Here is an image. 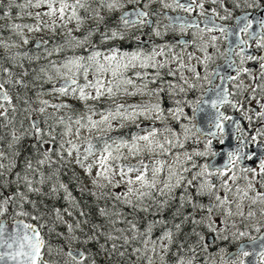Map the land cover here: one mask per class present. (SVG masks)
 I'll list each match as a JSON object with an SVG mask.
<instances>
[{
    "label": "snow or ice",
    "instance_id": "obj_1",
    "mask_svg": "<svg viewBox=\"0 0 264 264\" xmlns=\"http://www.w3.org/2000/svg\"><path fill=\"white\" fill-rule=\"evenodd\" d=\"M232 3L241 15L234 16L224 0H8L7 11L0 6L4 21L0 23V129H10L11 137L9 153L0 149V264H97L101 252L116 264H195L198 248H208L201 243L205 237L197 227L236 246L233 252L220 249L219 264H264V127H255L250 134L240 119L217 111L202 130V136L208 137L204 150L189 152L185 148L189 126H181V138L168 124V115L176 121L184 116L183 101L176 100V107L166 115L160 99L136 100L186 94L206 85L209 98L202 95L196 101L194 114L203 111L201 105L218 109L231 104L249 125L254 118L264 122V56L249 54L253 45L264 51V18L245 10L260 8L264 0ZM157 4L163 11L157 10ZM206 4L219 5L225 15ZM105 8L125 11L118 17V27L101 32L97 44L93 37L105 22L101 15ZM161 17L168 21L166 32L179 33L175 42L156 44L151 39L166 35L160 31ZM89 19L97 26L81 31ZM225 20L233 23H218ZM136 32L149 35V40L142 42ZM44 33L48 35H40ZM28 34L38 38L30 39ZM113 41H134L135 48L100 46ZM22 46H29L28 50L19 51ZM221 58L223 64L210 68ZM248 62L256 63L257 71L245 67ZM233 81L235 95L247 94L243 100L229 99L233 93L225 85ZM229 120L235 129L231 143L233 133L227 132L225 123ZM145 121L151 123L145 126ZM156 121L163 127L155 126ZM131 125L137 131L125 134L122 130ZM25 139L32 141V153L24 156L21 166L17 146ZM213 140L222 146L219 150H214ZM209 156L216 159L202 164L195 159ZM73 161L90 179L95 189L90 195L105 201V206L97 205L98 222L65 219L73 217L72 209H79L59 179ZM190 188L207 203L194 202ZM178 189L182 194L175 215L180 216L186 205L194 213L172 227L154 219L142 228L139 214L166 208L177 199ZM61 191L68 203L63 209L52 206L42 211L32 199ZM78 215L86 217L83 210ZM45 216L52 227L42 223ZM183 223L193 225L196 244H177ZM56 225L66 226L67 235L56 231ZM45 227L49 237L55 235L64 244L46 239ZM158 227L162 231L155 235ZM73 241L84 247H73ZM88 245H96L97 251ZM210 264H217L216 259Z\"/></svg>",
    "mask_w": 264,
    "mask_h": 264
},
{
    "label": "rangeland",
    "instance_id": "obj_2",
    "mask_svg": "<svg viewBox=\"0 0 264 264\" xmlns=\"http://www.w3.org/2000/svg\"><path fill=\"white\" fill-rule=\"evenodd\" d=\"M18 2H23V0H18ZM96 6L97 5L95 3H93V7H96ZM129 7H131V6H129ZM155 7L157 8V10L163 11V9L160 8V6L158 4L155 5ZM7 10H8V8L6 7V10L5 11H7ZM123 11H125V9H120V10H117V11H109L106 8L103 9L101 11V15H103L105 17V22L103 24H100L99 25L100 32H97V33H101V32L105 31L108 28H117L118 27V17L121 15V13ZM81 14L83 15L84 13L82 12ZM162 20H163V17H161L160 20H159V23H160V31L161 32H166V30L164 28V24H163V21L164 20L163 21ZM25 22H29V21L25 20ZM0 23H4V21H0ZM96 26H97V21L92 20V19H89L85 23V25L83 26V28H82L81 31H85L88 28H95ZM145 31H147V30H145ZM7 35H8V33H5V36H7ZM28 35H29V38H31V39L38 38V34H28ZM40 35H48V34L44 33V34H40ZM76 35H80V33H76ZM136 35H140L141 36V41L142 42H147L149 40V35H145V34H142L140 32H136ZM167 36H168V30L166 32V35L163 38H158V37L152 36L151 39L153 41H156L157 42V41H160V40L164 39ZM97 37H98L97 34L93 37V39H94L95 42L97 40ZM114 42H116V44H117L116 47H118V48H122L121 47V44L122 45H125V47H126V45H128V46L129 45H134L135 46V42L134 41H126V42L113 41V42H110L108 45H100V46H101V48L114 47L113 46L114 45ZM96 43L99 44L100 42H96ZM141 46L142 47L145 46L144 43H142ZM28 47L29 46H22V48L19 51H26V50H28ZM32 47H33V53H34L35 52V48H34V46H32ZM123 50H134V47H132L130 49H128V48L127 49H123ZM2 51L3 50L0 49V53H2ZM24 63H25V66L27 67L28 66L27 61L26 62L24 61ZM40 63H43V61H41ZM33 66H35V65H33ZM172 67H176V66L175 65H172ZM14 70L16 71L17 69H14ZM165 78H166V80H171L172 79L170 77H165ZM150 87H156V85H150ZM163 97L166 98L167 102L171 106H169V107H164L163 106V103H162L163 102V100H162ZM157 99H160L161 104H162V107H164L165 110H166V112H165L166 115H167V111L168 110L173 109V108L176 107V104H175V101L176 100L183 101V103L180 106L183 107V109H184V116H181L180 117V120L179 121H176L175 119H173L172 116L168 115V124H169V126L173 127L175 131H177L178 133H180L181 138H183V128L181 126L182 125H188L189 126V128L191 129L190 134H189L190 135V139L188 141H186L185 148L189 152L193 151L194 149H193L192 146L194 145V142H191V139L192 138L195 139V135L197 133H196V130H195V123L193 122V117L191 116V114L189 113V111L187 109L189 106L185 107V105H187V100L181 99L180 97H176V96H169L167 94H162L161 98H157V97H151V98H149L147 96H145V97H137L136 98L137 102H139L140 100H151L152 102H156ZM172 103H173L174 106H172ZM150 123L151 122L145 121L144 122V125L145 126H148ZM25 126H27V125H25ZM155 126H157V127H163V125L159 121H156L155 122ZM8 130L9 129H0V135H4L5 137L8 136L7 138H8V141H9L11 139V137H10V135H8L9 133H7ZM122 131L125 134H128L129 131H133L134 132V131H137V129H135L134 125H131V126H129L128 129H124ZM25 140H29L30 141V139H25ZM29 141L28 142L25 141L26 142V145L29 143ZM22 145H23V143H22ZM18 149L20 150V145H19ZM21 156H22V154H21ZM23 158H24V156H23ZM195 159L197 160L198 164H202V163H205L206 162L205 161L206 157H196ZM19 163L21 165V158H20ZM65 168H72L77 173H79L81 175V177H82V183H83V185L87 186L91 191H95V189H93L92 186H91L90 179L85 176V174L83 173V171L77 165H75L74 161L73 162H70L68 165H66L62 169L61 175H63L64 173H66V172L69 171V169H65ZM197 170L198 169H193V172H195ZM61 175H60V182L66 183L65 180H63L61 178ZM189 178H191L190 175H189ZM179 191H181V189H178L177 190L176 196H178ZM189 193L195 198L194 199V202L199 201L201 203H205V204L207 203V198L206 197H202V198L201 197H196V190H195V188H190L189 189ZM37 197L38 196H33L32 199H35ZM41 197L46 198V196H41ZM153 209L155 210L153 212L155 216L153 215L152 217H150L148 219V221H151V220H154V219L163 220L164 219L163 218L164 209H161L159 211H156V208L155 207H153L152 210ZM145 215H148V217H149V213H145ZM196 216H197V219H198L199 218V214L197 213ZM144 222H146V219L145 218L143 219V221L141 223V227L142 228L145 226V223ZM161 231H162V229L158 227L157 229H155L154 234L155 235H159ZM200 233H201V235H203L205 237L204 241H202L201 243L207 244L208 245V248H207V250H201V249L198 248L195 264H206V261L209 262V264H210V261H211L212 258H215L216 261H217V264H219V252H220V249L223 248L226 251L231 252L233 250V248L236 247L234 244H230L229 241H225L223 239H213V243L212 244H209L207 242V239L209 237H212L213 238V234L210 233V232H208V230L206 228H202V227H200ZM251 234L252 235H257L255 232H252Z\"/></svg>",
    "mask_w": 264,
    "mask_h": 264
},
{
    "label": "trees",
    "instance_id": "obj_3",
    "mask_svg": "<svg viewBox=\"0 0 264 264\" xmlns=\"http://www.w3.org/2000/svg\"><path fill=\"white\" fill-rule=\"evenodd\" d=\"M7 4H8V0H0V6H3L4 10H6ZM16 71H19V69H17ZM25 141L28 142L29 140H24L22 142L23 145L22 146L20 145V151L22 154V156L20 157L21 158V166L23 163V155H27V154H29V151H31L29 144H31L32 141L30 140L27 145H26ZM65 169H69V171L62 175V179L65 180L66 183H64V184L67 185L69 191L72 192L73 197L76 199V201L79 204V209H72V211L74 213L73 217L65 216V219L69 223H74L75 219H85V218H87L89 221H97L98 222L100 218L98 217V214H97V205L103 207V206H105V201L104 200L96 201V199L90 195L91 190L87 186L83 185L81 175L79 173H77L75 170H73L72 168H65ZM82 189H83V191H82ZM44 191L45 192L48 191V186L44 187ZM180 194H182V189H181V191H179L178 196H180ZM63 196H64V193H63V191H61L60 193L56 194L55 196H46V198L38 196L34 200H37L40 203L42 211H46L48 208H51L52 206L60 207L63 209V208L68 207V203L66 200L63 199ZM178 196H177L176 200L171 201L169 206L164 208V212H163V218L164 219L163 220L167 221V227H172L175 223H181L184 215L194 213V209L192 208V206L186 205L183 209L180 210L181 211L180 216L175 215L178 208H179V204H180ZM109 206H110V202H109ZM80 210H83L86 213V217H84V218L79 217L78 212ZM154 211L155 210L153 209L149 213V217H148V215H145V213H140L139 216H140L142 221L144 218L146 219V221H148V219L154 215V213H153ZM156 211H157V209H156ZM196 218H197V216H196ZM22 219H25V218H22ZM26 221H28L29 223H34V224L36 223L35 221H31L30 219H26ZM44 222L48 223V227L53 226L51 221L49 220V217H47V216H45V220L42 221V223H44ZM48 227H45L42 230V235H45V238L49 239L50 242L54 245L57 243L64 244V241L63 240L58 241L56 239L55 235H52L51 237L48 236ZM55 227H56V231L63 232V233H65V235H67L66 226L56 225ZM88 227H89V225L84 226L85 231L88 230ZM192 228H193V225L191 223H183L182 224V231L176 237L177 244L183 242V243H185L186 247L188 244H196L197 237L194 235H191ZM196 231L200 232V227H197ZM76 235L80 236L81 239H83V236L81 235V233L79 231L76 233ZM73 247H84V246L79 244L76 241H73ZM87 247L91 248L93 252L97 251L96 245H88ZM175 247H176V245H173L174 250H175ZM190 254L191 253H189V255ZM96 260H97V264H116L115 260L105 259V256L102 252L96 256Z\"/></svg>",
    "mask_w": 264,
    "mask_h": 264
},
{
    "label": "flooded vegetation",
    "instance_id": "obj_4",
    "mask_svg": "<svg viewBox=\"0 0 264 264\" xmlns=\"http://www.w3.org/2000/svg\"><path fill=\"white\" fill-rule=\"evenodd\" d=\"M206 7L207 8L215 7L217 9V11L220 13V15H225L224 8H221L219 5L206 4ZM224 7L228 8L229 10H231L233 12L234 16H239V15L242 14V10L241 9L234 8L232 0H224ZM245 10L251 12L253 15H256L258 19L259 18H264V5H262L260 8L245 9ZM169 14L185 15L184 13H178V12H169ZM163 20L162 21H163L164 25L168 23V21L166 19L163 18ZM218 23H222V24H225V25H230L231 23H233V21L232 20H225V21H218ZM97 36L98 37H97L96 42H100V33H97ZM179 38L180 37H179V33L178 32L174 33L171 30H168V36L167 37H165L164 39H162L160 41H157V42L154 41V42L156 44H163L165 42H175ZM218 43L220 44L221 47H225L226 46L223 41H218ZM116 45H117L116 42H114L113 46L116 47ZM121 47H122V49H127V48L130 49L132 47L135 48L134 45H129V46L126 45V47H127L126 48L125 45H122V44H121ZM175 50L176 51H180V49L178 47ZM210 51H214V50H210ZM249 54L255 55V56H264V51L256 50L255 49V45H253L252 48L249 49ZM236 59H237V63H239V58H236ZM218 64H223V59L222 58L221 59H217L215 64H211L210 65V68H215L216 65H218ZM245 67L251 68L254 72L257 71V69H258V65L256 63H254V62H248L245 65ZM197 68H198L199 71H201V72L203 71L202 66L198 65ZM228 72H231V70L229 69ZM232 74H234V73H232ZM186 75L191 77V73H186ZM241 78L244 79L246 82H248V78H247L246 75H242ZM164 79L166 80V78H164ZM217 83H219V81H217ZM235 83H236L235 81L226 82V85H225L229 89V91L233 93V95H231L229 97V99L231 101H233V102H235L236 100H243L244 96L247 95L246 93L244 94V96L235 95V93L237 91L233 87V84H235ZM206 87L207 86L205 85V87H203V88L191 89V90L187 91L186 94L185 93H180L178 95H175L176 97H180L181 99L187 100V105H185V107L191 105V107L189 106L187 109H188L189 113L191 114V116L193 117V122L195 123V130H196V113L195 114L193 113V109L196 107V101L200 100L202 95L204 96V99H205V95H206L205 94V88ZM162 100H163L162 103H163L164 107L171 106L167 102L165 97H163ZM172 106H174L173 103H172ZM252 106H255V102H253ZM217 111L224 113L226 116H231V117H235L237 119H240L241 126L246 131H248L250 134L253 132V129L255 127H264V122H260L258 120H255V118H254L253 124L249 125V122L247 120L242 119L241 113L239 111L233 109L231 104H224V105L218 107V109H212L211 114H209L210 118L214 117V115H215V113ZM225 123L227 125V132L233 133V135L229 137V142L230 143L234 142V140H235V129L232 127V121L229 120V121H226ZM212 130L214 131L215 129H212ZM9 132H10V129L7 131V133H9ZM196 133H197V131H196ZM0 136H4V135H0ZM7 137L8 136H6L4 138V140L0 141V149H3L6 153H9V149L7 147V144H8V138ZM207 139H208V137H206V136L200 137V135L197 133L195 135V139L194 138L191 139V142H194V145L192 146L193 149L194 150L203 151L204 150V145L207 143ZM261 141H262V143H264V138H261ZM213 144H214V150H219L222 147L216 140H213ZM18 147H19V145L17 146V148ZM256 151L259 152V151H261V149H256ZM31 153H32V150L29 151V154H27V155H30ZM27 155H23V156H27ZM214 159H215L214 157L209 156V157H206L205 161L207 162V161H211V160H214ZM19 161H20V158H19ZM19 161H18V163H19ZM61 178H62V175H61ZM59 179H60V177H59ZM242 243H247V241H242ZM233 251H235V247L233 248V250L231 252H233Z\"/></svg>",
    "mask_w": 264,
    "mask_h": 264
},
{
    "label": "water",
    "instance_id": "obj_5",
    "mask_svg": "<svg viewBox=\"0 0 264 264\" xmlns=\"http://www.w3.org/2000/svg\"><path fill=\"white\" fill-rule=\"evenodd\" d=\"M170 15L176 16L174 14H170ZM209 95L210 94H206L205 95V100H207L209 98ZM201 107L203 108V111H197L196 112V131L200 135V137H204V136H202V130L208 128V122L211 119L209 114H211L212 108L209 107L208 105H201ZM198 129H200L201 131H198ZM217 162L219 163V161H217ZM26 222H28V221H26ZM207 242L209 244H212L213 243V238L209 237L207 239Z\"/></svg>",
    "mask_w": 264,
    "mask_h": 264
}]
</instances>
